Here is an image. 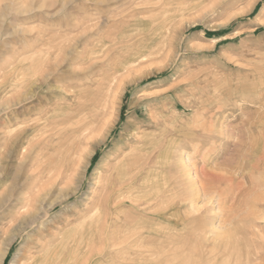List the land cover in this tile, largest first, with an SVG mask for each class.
Wrapping results in <instances>:
<instances>
[{
	"label": "rangeland",
	"instance_id": "374dc122",
	"mask_svg": "<svg viewBox=\"0 0 264 264\" xmlns=\"http://www.w3.org/2000/svg\"><path fill=\"white\" fill-rule=\"evenodd\" d=\"M9 32L0 264H151L154 216L163 250L184 242V227L193 243L178 161L240 180L241 155L264 143V0H0V36ZM263 165L236 199L258 230L246 225L257 242L244 245L262 252ZM159 185L175 189L153 208ZM215 197L206 209L218 226Z\"/></svg>",
	"mask_w": 264,
	"mask_h": 264
},
{
	"label": "bare ground",
	"instance_id": "6f19581e",
	"mask_svg": "<svg viewBox=\"0 0 264 264\" xmlns=\"http://www.w3.org/2000/svg\"><path fill=\"white\" fill-rule=\"evenodd\" d=\"M242 141H240V143L239 142L235 143L234 146L235 148L237 147L236 151L239 148H242L241 144L245 145V143L243 144ZM262 146H264V143L263 145L261 144V147L260 145H258V143H254V142L250 143V153L248 152V154L246 155L240 154L241 159L244 160L243 161L244 163L239 164L237 162L235 166L236 170L234 172L236 174H239L240 180L234 177V175L231 174L232 172L228 173L221 169H213L211 171V169L210 170L205 169L204 165L200 169H197V167L193 163H191V165L189 164L187 165L185 162H183L184 160L182 159L178 161L177 163V165L179 166L178 172L180 173V177L182 178V180L186 183L185 187L188 192L185 197V200H187V204L185 205L186 213H184L185 217H181L180 226L184 227V225L185 226L192 225L193 227L196 228L198 235L196 237L191 236L192 237L191 239L195 240L193 241V243L196 242V246L192 250L191 247L194 246L195 244L192 245L193 243L188 241L190 239L188 235L189 231L186 229L184 230L185 228L184 227L182 228V235L179 238L180 241L184 239V242L174 248L168 247L167 250L166 249L163 250V248L159 246L161 241L159 235L161 233L162 225L159 222L160 218L158 216L156 217L154 216V220L152 219L153 221H150L148 223L149 230L147 232L148 233L147 242L153 244V246H150L147 249L149 255L146 254L147 256L151 257V260H149L151 264H156L158 259L163 254H164L163 256L164 258L165 256L167 257V260L164 264H175L176 258L173 259L174 254H172L175 252L181 254V256H179L181 258V262L179 264H264V252L260 251L261 249L256 250L254 247V251H250L248 248L245 247L247 245V242L251 244H256L257 242L255 239H252L254 237L252 238L250 237L248 240L244 236L246 225L249 224L251 229H254V231H252L253 234L255 233L256 235L258 234V230H255L257 228V225L252 220H249L246 215H238L239 213L237 211L239 210L238 207L240 205L239 201H237L238 197L239 196L242 197L244 196V194H246L245 189L240 188V185L242 183L241 180L243 178L246 179V173L248 171L259 168V165L261 163L264 164V150L262 149ZM159 171L160 169L158 170V173H160ZM228 183H230L231 185L235 183L236 185L235 187H238L237 188L238 190L237 189H236L237 191L235 190V193L237 192L236 197L230 196L231 189L233 188V186L229 187ZM155 186H156L155 184L152 185L153 188ZM169 187L172 190L175 189V185L172 186L169 185ZM169 187H166L165 185H159L154 189V194L151 197L152 198L151 200L155 201V203L152 205L153 208L157 207L158 205H161V203H164L166 201V199H162V197L163 195L165 196L166 192L171 191V189H168ZM215 191H216L215 198H217L220 205H223L221 209L225 212V216H221L225 218L224 219L221 218L222 221H220V224L218 226L214 225L213 222H211L213 216L208 214V212L213 211V208L208 206L209 208L206 209L207 204L210 205L212 204L210 203L212 202L211 201L212 193ZM197 196L202 197L203 204L199 205L196 203V198H198ZM228 203L229 206L226 205ZM237 203L239 204L238 207H237ZM224 205L228 207L223 208ZM217 209L219 210L220 213V209L218 207ZM114 212L117 213L118 208L114 209ZM222 213L223 212L221 211L220 214ZM103 227L104 229H107L108 226L106 222ZM139 238L140 237H138V240H141ZM244 243H246V245H244ZM209 244H212L214 246H209ZM261 247H263V243L261 244L260 248Z\"/></svg>",
	"mask_w": 264,
	"mask_h": 264
},
{
	"label": "snow or ice",
	"instance_id": "6c2138e0",
	"mask_svg": "<svg viewBox=\"0 0 264 264\" xmlns=\"http://www.w3.org/2000/svg\"><path fill=\"white\" fill-rule=\"evenodd\" d=\"M13 33L9 32L7 35L0 36V53H2L5 48L11 44Z\"/></svg>",
	"mask_w": 264,
	"mask_h": 264
}]
</instances>
